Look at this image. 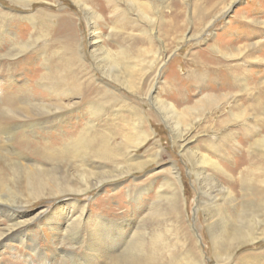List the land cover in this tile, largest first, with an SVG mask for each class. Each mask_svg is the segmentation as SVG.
Segmentation results:
<instances>
[{
  "label": "bare ground",
  "instance_id": "6f19581e",
  "mask_svg": "<svg viewBox=\"0 0 264 264\" xmlns=\"http://www.w3.org/2000/svg\"><path fill=\"white\" fill-rule=\"evenodd\" d=\"M10 1L28 7H32V3L35 1L48 5L58 2V0ZM73 1L78 3L84 12L87 26L91 29L92 47L96 46L100 40V26L106 25L107 22L111 31L117 30L113 26L119 25L122 32L121 39L127 43L122 47L118 46L115 51L104 49V55L100 53L101 59L100 55L97 58V54H93L97 51L94 52L92 49V55L95 58L94 70L99 69L107 79L126 85L132 94L139 96L142 93L144 98L150 99L162 115L163 120L174 127L178 141L181 142L179 147L184 148L183 134L190 124H184L182 127L173 104L171 105L163 97L151 93L155 91V85L158 82L157 75L154 73L152 80H150L151 78L148 80L155 64V57L158 56V53L156 54L153 50L151 44L153 40L148 28L149 23H153L154 1ZM159 1L158 5L164 8L167 0ZM214 5L213 0L207 8L210 9ZM44 8L49 12L42 11ZM182 9L180 0H176L174 14L170 20V22L173 20L174 24L168 23V33L176 35L182 31ZM227 9L228 4L221 13H225ZM132 10L142 15L144 19L142 25L137 24V20L130 16ZM194 11L196 13L200 11L201 21L213 16L208 15L207 10L203 8H195ZM202 12L205 13L202 14ZM15 16L0 6V48L5 46L4 50L2 49L0 52V71L7 73V77L3 80L0 79V247L12 248L7 242L15 239L21 246L29 249L32 257L41 255L42 257H40L44 258L45 253L41 249L42 247L37 246L35 239L36 229L31 230V227L41 228L44 225L50 231L55 232L52 244L59 243L61 246L58 252L56 245L50 249L53 261L48 264L156 263L154 258H148L147 253L151 256L152 247L161 245V243L151 245L150 250H147L143 247L145 240L135 239L134 235L127 240L122 231L124 229L122 223L119 224L120 229L115 225L118 229L114 230V227L111 226L114 224H110L105 218L89 217L86 215L87 205L78 199L66 201L68 207L63 206L65 202L62 205L56 204L53 209L48 211L49 213L47 212L49 216L45 220L43 214L41 215L39 212L33 215L23 212L24 207L42 198H56L65 193H87L108 179L120 178L132 170H139L150 162V159H137L132 152L146 144L152 132L143 126V115L141 116L135 99L130 98L132 99L130 102L126 100L127 98L124 99L123 95L113 91V87H110L112 85L108 82H102L99 84L100 87L94 85V76L88 74V71L91 70L90 64L84 61L85 52L79 54L76 49V40L78 41V39L72 26V13L63 8H56L54 12L47 7L36 9L34 13H30L28 18L32 20L33 26L36 25L39 28L40 24L46 25V23L52 22L50 25H55L54 31L57 35L55 40L61 43L58 56L62 54V58L55 62L42 55L44 60L42 59L41 64H36L32 59V55L40 54V48L35 49L41 40L40 37L37 35L31 36L32 38L29 40H22L19 37L20 34L9 30L8 27L12 26ZM52 18L57 22L53 23ZM180 19L182 20L180 21ZM211 22L212 20L208 21L206 27H209ZM135 31H139L144 36L133 38ZM33 33L37 32L34 30ZM258 44L256 41L245 47L237 48L216 45L209 48V51L206 50L207 52L201 59L202 62L207 63L210 67L215 68L216 66V69L225 71L228 80L223 81V87L228 90L222 94H214L215 90L212 89L211 95L203 94L196 102L198 103L197 107L190 108L191 111L200 112L208 107H222L230 103L229 99L233 104H230L227 115L214 124V129L219 132L227 122L226 119L231 118L238 121V130L246 140L232 142L234 136L223 132L224 134L219 140L209 139L204 151L195 149L189 154L197 164L195 168L196 181L198 180V184H201L202 191L200 192L206 197V203L203 204L212 208L208 210V213L211 212L209 217L212 230L209 228V234L214 254L220 255L229 250L225 260H232L233 264H249L244 258L249 255L240 254L232 259L231 251L244 243L264 240V189L262 188L264 186V79L252 80L249 72L245 69V66L256 62L254 55L258 51ZM29 49H32L29 51L30 54H24ZM149 55H152L153 58H149ZM19 57L22 58L18 60ZM2 58L9 59V62H2ZM257 58L259 62H264L262 56ZM70 60L72 62L70 70H68L67 65ZM73 61L78 64L71 68ZM16 63H19L17 69ZM243 64L245 66H242ZM139 65L140 67H137L139 69L135 72V81L132 83L130 77L134 74L133 69ZM18 69L23 75L28 70V74L25 82L14 84L9 76L12 71ZM204 77H206L205 74L201 79ZM93 86L96 87L94 90ZM74 97H79V101H73ZM66 113L81 118L69 127L67 133L63 134L64 137H61L60 143L47 146L49 143L41 148L39 153L44 159L43 162H33L26 153L17 149L16 141L19 138L29 140L30 136L38 134L37 131L48 129L43 126L45 122L58 119ZM117 137H120L119 143L116 141ZM245 142L248 144L243 148L241 143ZM228 145L233 153L237 154L233 171L238 169L242 163H246L238 171L239 176L237 177L234 173L230 174L229 170L225 171V166L220 161L231 156L232 151L228 152ZM242 148L245 151L240 153ZM154 156L150 154L149 158ZM206 165L212 166L215 172H220L231 183L242 185L240 199L228 186H219V183L212 182V176L208 178L210 184L207 186V183L204 182L207 179L202 178ZM170 174L173 175L175 183L168 180L164 185L170 187L173 183V192L170 193L168 199L171 201L169 203H174L177 197L175 184L178 183L179 187L181 184L179 174L173 172ZM217 186L222 191V199L225 201H223V206L215 203L213 192ZM254 190L257 194L263 195L258 202H256L257 199L251 198ZM138 197L139 195L135 191L132 194L133 200L137 201ZM170 205L173 207L172 204ZM229 206L231 208L228 210ZM222 208L227 210L225 209L221 213ZM257 229L260 230L258 235ZM55 256H59V260L55 259ZM182 256L183 262H187H184L185 264H202L190 254V250H185ZM241 258H244L243 262L239 261ZM4 261L5 257L1 255L0 264ZM42 262H46V260L44 259ZM176 264L182 263L177 260Z\"/></svg>",
  "mask_w": 264,
  "mask_h": 264
},
{
  "label": "rangeland",
  "instance_id": "374dc122",
  "mask_svg": "<svg viewBox=\"0 0 264 264\" xmlns=\"http://www.w3.org/2000/svg\"><path fill=\"white\" fill-rule=\"evenodd\" d=\"M153 1L155 6V11L153 10L154 13L152 15L153 23H149L148 28L153 40L151 43L153 45V50L156 54L158 53V56L155 57V64L151 69L152 71L148 76V80L150 78V80H152V76L154 77L155 73L158 77V82H156L155 91L150 92L153 95L163 97L164 100L170 102L171 105L173 104L175 111L178 113L181 126L190 124L187 131L183 134L185 138L184 148L179 147L181 142L178 141L174 127L163 120L161 117L162 115L155 108L154 104L151 103L150 99L144 98L142 93H140L139 96L132 94L126 85L107 79L102 75L99 69L94 70L95 58L92 55V49H94V52L97 51L93 54H97V58L98 55H100L99 58L101 59V56L104 55V49L115 51L118 49V46L122 47V45H127V43L121 39L122 32L119 29V25L113 26L114 29H117L115 31H111L108 28V22L106 25L100 26V40L96 46L92 47L93 45L90 42L91 29L87 26L84 12H82L80 5L75 1L58 0L56 4L50 5L35 1L32 3V7H28L12 3L10 0H0V6L5 11L12 15H16L13 17L12 26L8 27L9 30L13 32L16 31L17 34H20L19 37H21L22 40H29V38L37 35L40 37L41 40H39L37 46H35V49L40 48V54L32 55L33 62L36 64H41L44 56L56 62L60 60L63 55L59 54L58 56L61 43L55 40V36H57L54 31L55 25H50L52 22H49L46 23V25H38L39 28L36 25L33 26L32 20L28 18L30 13H34L36 9L38 10L43 7H47V9L53 10L54 12L56 8H63L66 9L67 12L72 13V26L75 29L78 39V41L76 40V49L79 51V54L85 52L84 61L90 64V69L92 71L94 70L93 73L91 70L88 71L89 76H94V85L100 87L99 84L102 82H108L112 85L110 87H113V91L123 95L124 99L127 98L126 100L129 102L132 100L130 98L135 99L136 103H138L137 106L141 116L143 115V126L147 127L146 129L152 132L146 144L138 147L135 152H132V154L136 155L137 159H150V162L139 170H132V172L120 178L108 179L103 182V184L90 189L87 193H65L56 198H42L24 207L23 212L30 215L39 212L41 215L43 214V219L45 220L47 216H49L48 211L53 209L56 204L62 205L65 202L63 206L68 207L66 201L78 199L87 205L86 215L89 217L99 216L105 218L110 224H114L111 225L114 227V230H117L118 228L116 226L119 227V224L122 223L124 229H121L124 235H126L125 238L127 240L133 235L135 239L139 238L143 241L145 240V246L143 247L147 250H150L151 245L153 246L157 243H161V245L152 247L153 251L151 256L147 253L148 258H154L156 261L154 264H176L177 260L185 264L187 262L184 261V263L183 259H181V257H183L182 253L185 250H190V254L195 256V259L202 262V264H233L232 260H225L229 250L222 252L220 255L218 253L217 255L214 254V248L209 234V228H211V219L209 216L211 212L208 213V210L212 208L203 204L206 203V197L201 194L200 191L202 190L200 187L202 186L198 184V180L196 181L195 168L197 164L190 158L189 154L195 149L204 151L208 145L209 139L217 141L224 133H229L234 136L232 142H244L245 139H243L238 130V121L231 118H228V120L226 119L227 122H225L223 128H221L219 132L214 129V124L227 115V110L232 103L229 99L228 102L230 103L222 107H208L200 112L191 111L190 108L197 107L196 105L198 103L196 102L203 94L211 95L212 89L215 90L214 94H222L226 92L225 90H228L223 87V81L228 80L225 71L216 69V66L215 68L210 67L207 63H205V65L201 60L204 57L203 55L207 52L206 50L213 46L218 45L237 48L245 47L251 42L257 41L259 43L257 45L258 51L255 52L254 55L256 62L248 66H245L244 63L242 66L246 67L245 69L249 72V76L252 80L264 79V62H259L257 58L258 56L264 58V0H214L215 5L210 9L207 7H209L210 2H213V0H180L183 8V26L182 31L176 35L174 33H168L169 30H167V25L174 14L176 0H167L164 8L158 5L160 2L159 0ZM227 4L228 9L222 14L221 12ZM121 5L124 6V4ZM195 8H203L207 10L209 13L208 15L213 16L201 21L199 15L201 10L196 13L194 11ZM144 10L146 11L145 8ZM42 11L49 12L46 8L42 9ZM132 11L130 16L137 20V24L142 25V23H144L142 15L138 14L139 12L135 10ZM203 13L205 12H202V14ZM213 17L216 18L213 19ZM181 20L182 19H180V21ZM211 20L210 26L206 27L208 21ZM52 21L53 23L57 22L54 18H52ZM170 23L174 24L173 20ZM34 30L37 33H33ZM135 34L133 38H142L144 36L139 31H135ZM4 47H2L3 50ZM2 49L0 48V52ZM30 50L32 49L27 50L24 54L29 55ZM100 53H102V55ZM22 57H19L18 60ZM149 58H153V56L149 55ZM1 61H6L8 63L9 59L2 58ZM71 62L70 60L67 65L68 70H70ZM137 63L144 65L141 62ZM18 64L19 63L15 64V66L17 65L16 69L19 67ZM77 64V62L73 61L71 68L76 67ZM140 65L135 66L136 69H133L134 74L130 77L132 83L135 81V72L139 69L137 67H140ZM3 67L6 68L5 66ZM42 70L44 71V69ZM156 72L158 73L156 74ZM6 74V71H2L0 73V79L3 80L7 77ZM27 74L28 70L25 71L23 75L18 69L12 71L9 77L14 84H19L20 82H25L24 80ZM203 74H205L206 77L201 79ZM95 86H93V90L96 88ZM79 99V97H74L73 101L78 102ZM217 111H219V113H217ZM210 112L213 113L211 114ZM80 118L70 116L69 113H66L58 119L47 121L43 124L44 127H48L47 130L45 128L44 131H37L38 134L30 136L29 140L20 138L17 141L15 140L17 144L16 147L21 152L26 153L33 162L41 163L44 161L39 153L41 148L49 143L50 144L47 146H51L53 143H60L61 137H64L63 134L67 133L69 127L74 125V122ZM116 141L119 143L120 137H117ZM241 144L243 148H245V145L248 143L245 142ZM227 149L229 150L228 152L232 151L229 145ZM244 151L245 149H243L242 152L240 151V153ZM231 153L233 158L229 156L228 159L225 158L220 161L223 162L225 171L229 170L230 174L234 173L237 177L239 176L238 171H240L246 163H242L238 169L233 171L237 160V154H234L233 151ZM150 154L155 156L149 158ZM223 155L226 154L223 153ZM206 166L205 174L202 175V178L205 177L207 179L204 180L207 186L210 184L208 178L212 176V182L219 183V186H228L231 188L232 192L237 195V198L240 199L242 185L231 183V181L226 179L220 172H215L212 166ZM171 172L179 174L181 184V187H179L178 183L175 184V188H177V197L174 203H169L171 201L168 199L170 193L173 192V183H171L172 185L170 187L164 185L168 180L174 182L173 175L170 174ZM262 188L264 189V186ZM135 191L139 195L137 201L132 198V194ZM213 193L215 194V203H219V206H223L225 201L222 199V191L219 190L218 186ZM262 196L257 194L254 190V194H252L251 198H253V200L257 199L256 202H258ZM170 204H172L173 207H171ZM230 208L229 206L228 210ZM225 209L226 208H222L221 213H223ZM35 229L37 246L42 247L41 249L44 251L45 257L41 258V255V257H32L29 249L23 247V245L21 246L15 239H11L7 243L12 248L0 247V256L2 255L5 257V261L2 262L3 264H32L33 261V264H48L53 261L52 250L50 249L55 245L57 247V252L61 249L59 243L55 245L52 244L55 232L53 230L50 231L48 227L44 225L41 228H36V226L31 227L32 231ZM259 231L260 230L257 229V235ZM114 235L117 236L115 233ZM137 235L140 237H136ZM263 251L264 240H256L251 243H244L231 251V254L232 259L234 256L246 254L249 255L244 257L246 263L264 264ZM54 258L59 260V256H55ZM244 258H241L239 261L243 262ZM44 259L46 262H42ZM31 261L32 263H30Z\"/></svg>",
  "mask_w": 264,
  "mask_h": 264
}]
</instances>
